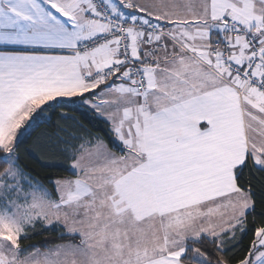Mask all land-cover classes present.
<instances>
[{
  "label": "snow or ice",
  "instance_id": "obj_1",
  "mask_svg": "<svg viewBox=\"0 0 264 264\" xmlns=\"http://www.w3.org/2000/svg\"><path fill=\"white\" fill-rule=\"evenodd\" d=\"M0 264H264V0H0Z\"/></svg>",
  "mask_w": 264,
  "mask_h": 264
},
{
  "label": "trees",
  "instance_id": "obj_2",
  "mask_svg": "<svg viewBox=\"0 0 264 264\" xmlns=\"http://www.w3.org/2000/svg\"><path fill=\"white\" fill-rule=\"evenodd\" d=\"M68 114L71 116H75L77 120L84 125V129H86V131L79 129L76 122L68 121V124L72 125L71 130L77 132V134L88 135L90 133L92 136H100L101 138L105 139V141L107 142V137L105 136L106 125H103L97 121L89 122L88 119L81 117L78 112H69ZM45 128L47 129V132L49 134L56 131V129L52 127L42 125L33 133L32 138L29 140V144H31L33 140H35L36 136L39 135L41 131H44ZM36 154L39 156V162L36 159H34L32 156H30L28 153H26L22 148L20 151L21 163L26 165L28 169H35L36 173L39 174V178L46 186H48V182L43 179V177L46 175L49 174L55 175L57 173L65 176L69 175V173L65 170H61L57 168H46L41 166V162L45 164L64 163L66 165L67 162L63 160V157L59 155L40 153V152H37ZM45 241L62 242L59 240V234L56 231L45 230L38 235H34L32 239L26 241L25 243L45 246L44 245ZM247 242H248L247 239H245L244 243L247 244ZM230 255H234L235 259L238 260L242 255V253H240L237 250L234 253H230Z\"/></svg>",
  "mask_w": 264,
  "mask_h": 264
}]
</instances>
